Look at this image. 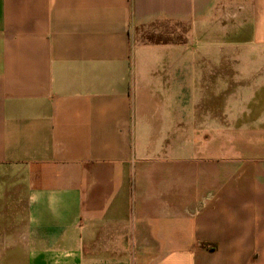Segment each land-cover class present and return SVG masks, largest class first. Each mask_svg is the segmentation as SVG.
Wrapping results in <instances>:
<instances>
[{
    "label": "crops",
    "instance_id": "0c3cea01",
    "mask_svg": "<svg viewBox=\"0 0 264 264\" xmlns=\"http://www.w3.org/2000/svg\"><path fill=\"white\" fill-rule=\"evenodd\" d=\"M0 205V264H264V0H0Z\"/></svg>",
    "mask_w": 264,
    "mask_h": 264
},
{
    "label": "rangeland",
    "instance_id": "374dc122",
    "mask_svg": "<svg viewBox=\"0 0 264 264\" xmlns=\"http://www.w3.org/2000/svg\"><path fill=\"white\" fill-rule=\"evenodd\" d=\"M213 45V42H211ZM210 43V44H211ZM211 52V48H206L204 52H201L202 54L208 55ZM215 60V64L213 66H208L206 64V60L199 57V61L201 64V74L196 75V85H195V97L197 101H204L202 103H205L207 101H218L219 100V87H218V71H219V65L217 59ZM229 60V59H228ZM214 72V74H213ZM214 102H212L211 105H213ZM217 104V103H216ZM204 105V104H203ZM217 106V105H216ZM201 108V106H200ZM1 210V205H0Z\"/></svg>",
    "mask_w": 264,
    "mask_h": 264
}]
</instances>
